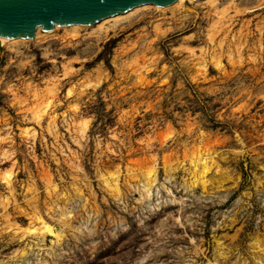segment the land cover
<instances>
[{
	"label": "rangeland",
	"instance_id": "obj_1",
	"mask_svg": "<svg viewBox=\"0 0 264 264\" xmlns=\"http://www.w3.org/2000/svg\"><path fill=\"white\" fill-rule=\"evenodd\" d=\"M218 2L0 40V264H264V0Z\"/></svg>",
	"mask_w": 264,
	"mask_h": 264
},
{
	"label": "water",
	"instance_id": "obj_2",
	"mask_svg": "<svg viewBox=\"0 0 264 264\" xmlns=\"http://www.w3.org/2000/svg\"><path fill=\"white\" fill-rule=\"evenodd\" d=\"M176 0H0V36L33 38L38 27L95 24L145 4L168 6Z\"/></svg>",
	"mask_w": 264,
	"mask_h": 264
},
{
	"label": "bare ground",
	"instance_id": "obj_3",
	"mask_svg": "<svg viewBox=\"0 0 264 264\" xmlns=\"http://www.w3.org/2000/svg\"><path fill=\"white\" fill-rule=\"evenodd\" d=\"M195 1L210 2V3L213 4V6L215 8H218L219 7V3H220V2H218L219 0H176L174 3H172L173 5L170 4L171 5L170 8L177 7V6H181L182 7L187 2H189V3L192 2L193 3ZM152 5H154L158 9H165V8H167L169 6V5L168 6H159V5H155V4H145V5H142V6H137V7L129 10L128 12H126L124 14H117L115 16H111V17H108V18H104V19H102L101 21H99L97 23H98V25H101V24H103V23H105L107 21H110V20H114L115 22H117L118 20L127 17L128 15H130L134 11H137V10H139L141 8L150 7ZM97 23H95V24H97ZM91 25H94V24H72V25H61V26L56 25L54 27V29H52L51 31H45V32L50 33V32L55 31L58 28H69V29H71L73 31H77L81 27H88V26H91ZM41 30L44 31L41 26L38 27L36 29V33L35 34L37 35ZM25 39H27V38H8V37H5V36H0V40L1 41H3V42H11V43L12 42H18V41L25 40ZM202 166L204 167V169H203L204 172H206L207 171V167H208V165L206 164V162H204V164L202 163ZM151 172H153L152 175H155V170L154 169H152V170L150 169V171L148 172V174L150 175ZM150 177H151V175H150ZM155 179H156V177L154 178V180ZM149 181H150V179H149ZM6 182H8L7 185L12 190V191L10 190L11 193L14 192L13 191L14 190V188H13V182L10 179H8ZM107 183L111 187V189H113L114 191H116V192H119L120 191V187H119V185H118L117 182L111 183L110 181H107ZM150 185H151L150 182H148L147 183V187L145 188V191L148 194H150V188H151ZM65 215H67V214L65 213ZM38 218H39V220H41V223L44 224L43 226L46 229V231L48 233L54 235V237H56L57 239H59L60 233L55 232L56 228L54 230V227L52 225L46 223L47 221L45 222L44 219H43V217L41 215H38ZM42 238L44 240V236Z\"/></svg>",
	"mask_w": 264,
	"mask_h": 264
}]
</instances>
